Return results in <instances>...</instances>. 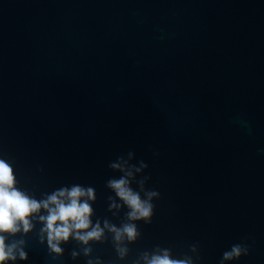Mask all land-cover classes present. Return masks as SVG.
Instances as JSON below:
<instances>
[{
  "label": "water",
  "instance_id": "95a60500",
  "mask_svg": "<svg viewBox=\"0 0 264 264\" xmlns=\"http://www.w3.org/2000/svg\"><path fill=\"white\" fill-rule=\"evenodd\" d=\"M0 158L37 200L92 187L102 228L127 222L110 164L159 193L123 259L107 229L51 252L41 210L6 234L28 255L14 264H144L156 247L220 264L235 244L248 255L223 264H264V0H0Z\"/></svg>",
  "mask_w": 264,
  "mask_h": 264
},
{
  "label": "clouds",
  "instance_id": "9594fccd",
  "mask_svg": "<svg viewBox=\"0 0 264 264\" xmlns=\"http://www.w3.org/2000/svg\"><path fill=\"white\" fill-rule=\"evenodd\" d=\"M109 166L124 173L118 179H109L107 187L111 188L115 197L123 202L122 205L113 203L112 207H127L128 211L125 214L127 222L117 226L105 220L102 228L99 220L93 224L91 219L93 208L90 201L94 202L96 199L95 190L92 187L78 184L62 187L37 200L17 187L18 181L13 167L5 159L0 158V264H5L6 261H12L14 264L17 258L22 261L28 259L27 253L22 248H18V245L24 243L23 240L10 244H6L5 241L7 235L15 236L21 230L25 234L30 232L33 228L30 218L34 214H39L41 210L47 213L39 216V221L44 225L41 229V242H43V234H46L51 252L62 254L64 249L60 244L68 242L70 238L86 246L90 241H101L107 229L113 234L117 254L123 259L127 248L121 247V244L125 239L128 243H134L140 236L137 221L151 223L155 207L151 201L153 197H159V193L154 190H145L144 184L148 179L145 177L139 181L140 189L146 197L142 199L140 192L130 186L128 177L132 176V172L126 171L120 164L112 163ZM142 166L147 167V165ZM140 170L136 169V171ZM109 199L112 200L113 197ZM197 250L198 245L190 246L191 252L195 253ZM90 252L91 248L85 247V256ZM248 252L246 245L235 244L223 253L220 264L224 261L238 260L241 256L248 255ZM71 256L75 259L78 253L73 251ZM142 258L144 264H196L200 256L194 259L185 254L182 258H173L170 249L156 247L152 253H142ZM87 264H93V261L88 260Z\"/></svg>",
  "mask_w": 264,
  "mask_h": 264
}]
</instances>
